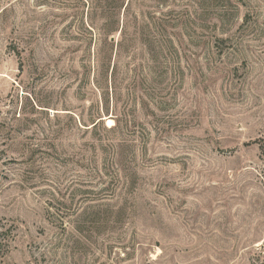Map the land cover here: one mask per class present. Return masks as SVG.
Returning a JSON list of instances; mask_svg holds the SVG:
<instances>
[{"label": "rangeland", "instance_id": "374dc122", "mask_svg": "<svg viewBox=\"0 0 264 264\" xmlns=\"http://www.w3.org/2000/svg\"><path fill=\"white\" fill-rule=\"evenodd\" d=\"M0 264H264V0H0Z\"/></svg>", "mask_w": 264, "mask_h": 264}]
</instances>
